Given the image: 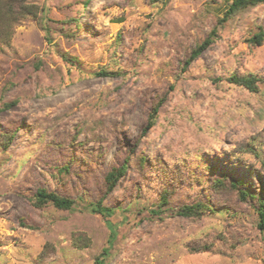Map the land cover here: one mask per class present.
Here are the masks:
<instances>
[{"label": "rangeland", "instance_id": "rangeland-1", "mask_svg": "<svg viewBox=\"0 0 264 264\" xmlns=\"http://www.w3.org/2000/svg\"><path fill=\"white\" fill-rule=\"evenodd\" d=\"M232 1L26 0L36 16L0 43V264H97L105 247L102 264H264V2L219 24ZM247 75L254 90L229 79ZM126 158L114 212L91 211ZM39 188L74 203L37 206ZM200 195L212 213H176Z\"/></svg>", "mask_w": 264, "mask_h": 264}, {"label": "trees", "instance_id": "trees-1", "mask_svg": "<svg viewBox=\"0 0 264 264\" xmlns=\"http://www.w3.org/2000/svg\"><path fill=\"white\" fill-rule=\"evenodd\" d=\"M160 0H149V3H156ZM264 2V0H233L228 8L225 10L224 15L219 19V24L225 22L233 13L238 11L240 8H243L248 5H255L257 3ZM38 12V7L26 2V0H0V43H6L12 33V28L15 23L27 16H36ZM217 34V27L211 29L209 34L198 43L193 49H191L189 55L185 57L181 70L185 71V69L190 65V63L196 59L203 50L210 46L214 36ZM264 40V29H262L258 34H255L250 41L256 44L261 43ZM98 75H109L112 73H108L105 70H100L97 72ZM230 81L242 85L249 90L255 89V84L257 78L251 75L247 76H230ZM165 96H162L158 100L153 103L152 110L148 116V120L144 127V131L148 130L154 125L157 114L159 113V109L163 102L165 101ZM128 160H126L119 166H115L110 171L106 173L104 176V182L101 186V194L98 197L97 201L90 205L91 211L101 214L102 216H110L114 209L109 208L103 205V200L105 197L115 188L119 179L125 173ZM144 158L139 156L136 159V163L140 166L144 164ZM240 184V182H233L231 185L236 187ZM208 187V186H207ZM205 188L206 196L208 197V193H211L210 188ZM160 191V190H159ZM241 197L245 195V192L238 189ZM196 198L193 201L181 204L178 206L177 212L179 215L188 217V218H201L206 213H212L213 208L210 206V202L208 198L203 196H195ZM35 204L40 206L45 203H51L53 206L59 209H69L72 207L74 201L73 199L60 196L52 191H46L43 188H39L34 195ZM168 191L163 190L160 194H158L155 201V209L151 210L152 212L159 213L161 211V207L165 206L167 208V204L169 202ZM258 207L256 208L259 215V226L264 228V201L260 200L258 203ZM165 208V209H166ZM115 237V232L110 231L108 242L111 244V241ZM90 242L88 237H85L82 233H74L72 234V243L76 247H86ZM109 244V246H110ZM207 247V246H205ZM108 248H103L100 257L96 258L97 264H102L104 256L107 255Z\"/></svg>", "mask_w": 264, "mask_h": 264}]
</instances>
